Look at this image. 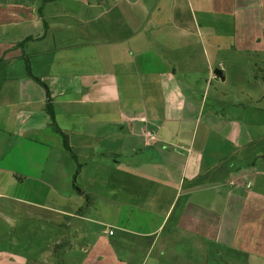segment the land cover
Segmentation results:
<instances>
[{
	"label": "crops",
	"instance_id": "obj_1",
	"mask_svg": "<svg viewBox=\"0 0 264 264\" xmlns=\"http://www.w3.org/2000/svg\"><path fill=\"white\" fill-rule=\"evenodd\" d=\"M61 263L264 264V0L0 2V264Z\"/></svg>",
	"mask_w": 264,
	"mask_h": 264
},
{
	"label": "rangeland",
	"instance_id": "obj_2",
	"mask_svg": "<svg viewBox=\"0 0 264 264\" xmlns=\"http://www.w3.org/2000/svg\"><path fill=\"white\" fill-rule=\"evenodd\" d=\"M53 144V143H52ZM56 158V155L54 156V157H52V160H54ZM53 162V161H52ZM80 182H78L77 183V185L80 187V188H82V187H84V182H82L83 180H79ZM52 188V187H51ZM57 189V188H56ZM59 190V189H58ZM27 192V194L29 193V195L30 196H32V195H35L34 194V191H33V188H31V187H29L28 188V190L26 191ZM74 194L75 193H78V190L77 189H74ZM46 201H48L49 203H51V201L49 200V199H47ZM48 202H46V203H48ZM122 220H125V217H123L122 218ZM31 225H33V222L32 223H30ZM89 226H90V224L91 223H87ZM130 224H132V222H130ZM23 229H25V228H23ZM31 229H32V227L30 226V229H29V231H31ZM114 232V231H113ZM20 235L22 236V237H25V238H23V240H27V241H29V243L30 242H32V243H34L35 242V238L37 237V235H36V233L35 232H32V233H28V235H27V238H26V234L24 233V231H23V235L21 234V233H18V239H17V241L18 242H20ZM20 244V243H19ZM18 249H20V248H18ZM126 252H127V249L125 250ZM134 253L135 254H133V255H128L129 257H131V258H134L135 260H136V249L134 250ZM121 254V253H120ZM145 256V254L143 253V250H141L140 251V257L141 258H143ZM62 264V263H61Z\"/></svg>",
	"mask_w": 264,
	"mask_h": 264
},
{
	"label": "trees",
	"instance_id": "obj_3",
	"mask_svg": "<svg viewBox=\"0 0 264 264\" xmlns=\"http://www.w3.org/2000/svg\"><path fill=\"white\" fill-rule=\"evenodd\" d=\"M1 1H4V0H0V2ZM11 1L19 2L20 0H11ZM47 109H48V112H49V114H50V116L52 118L53 124L55 125L54 112L52 110V107L49 105ZM59 131L61 132V130H59ZM67 147H68V145H67Z\"/></svg>",
	"mask_w": 264,
	"mask_h": 264
},
{
	"label": "built area",
	"instance_id": "obj_4",
	"mask_svg": "<svg viewBox=\"0 0 264 264\" xmlns=\"http://www.w3.org/2000/svg\"><path fill=\"white\" fill-rule=\"evenodd\" d=\"M150 137H151V138H150L151 140H154V139H155L154 136H150ZM182 147H183V146H182ZM113 233H114L113 231H110V235H113Z\"/></svg>",
	"mask_w": 264,
	"mask_h": 264
},
{
	"label": "water",
	"instance_id": "obj_5",
	"mask_svg": "<svg viewBox=\"0 0 264 264\" xmlns=\"http://www.w3.org/2000/svg\"><path fill=\"white\" fill-rule=\"evenodd\" d=\"M216 74L218 75V76H220V77H222V73L221 72H216Z\"/></svg>",
	"mask_w": 264,
	"mask_h": 264
}]
</instances>
